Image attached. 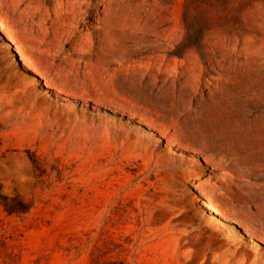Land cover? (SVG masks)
Segmentation results:
<instances>
[{
    "label": "rangeland",
    "instance_id": "obj_1",
    "mask_svg": "<svg viewBox=\"0 0 264 264\" xmlns=\"http://www.w3.org/2000/svg\"><path fill=\"white\" fill-rule=\"evenodd\" d=\"M0 264H264V0H0Z\"/></svg>",
    "mask_w": 264,
    "mask_h": 264
},
{
    "label": "trees",
    "instance_id": "obj_2",
    "mask_svg": "<svg viewBox=\"0 0 264 264\" xmlns=\"http://www.w3.org/2000/svg\"><path fill=\"white\" fill-rule=\"evenodd\" d=\"M3 205V206H5V208L8 210V211H10V212H12L13 210H15L16 208H21V203H19V205H17V206H12V205H10L7 201H6V198L1 194V191H0V205Z\"/></svg>",
    "mask_w": 264,
    "mask_h": 264
}]
</instances>
